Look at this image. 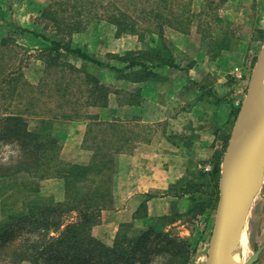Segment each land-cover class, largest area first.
<instances>
[{
	"label": "rangeland",
	"instance_id": "374dc122",
	"mask_svg": "<svg viewBox=\"0 0 264 264\" xmlns=\"http://www.w3.org/2000/svg\"><path fill=\"white\" fill-rule=\"evenodd\" d=\"M227 2L228 0L222 5L213 3L208 6L204 0H3L6 18L0 16V80L6 73H11L10 78L13 81L0 84V92L5 90L8 94L5 102L0 99L3 103L0 106V115L8 114L12 109L21 112L32 130L40 126L39 121L42 118L46 119L51 134L59 141V158L63 160L60 156L62 146L68 144V152L64 154L73 157L75 161H63L88 164L92 154V150L86 148L85 144L86 132L92 125L89 118L97 116L101 121L117 119L124 125L128 121L137 122L136 126L131 124L134 131L142 127L144 133H147L150 127L139 125V122L142 115H155L151 113L154 110L152 101L154 106L163 102L165 93L162 90L167 89L163 86L182 82L185 75L182 71L187 70L196 61H203L212 68L226 49L233 48V34L238 37L247 35L248 28H244L246 24L243 21H246V17H251V12L242 10L251 6L242 3L244 7L239 11L237 20L230 22L225 18L224 9L227 8ZM72 6L81 12L84 26L79 32L72 30L73 22L78 21L75 17L77 12L72 11ZM156 10L161 20H157ZM121 14L127 18H118ZM114 16L117 17V22H112L111 18ZM164 17L172 22V27L166 25V21L162 19ZM132 23H136L139 32L128 31L127 26ZM255 30L251 36L258 38V29ZM35 34L50 41H61L71 49H78L100 62L102 66L88 63L63 51L56 56L55 52L50 50V43ZM259 40V44H256L253 53L251 52V64L242 96L231 106L228 126L221 136L222 156L227 144H224V141L227 135L229 137L244 99L264 34ZM163 47L168 53L162 52ZM157 50L162 52V56L179 65V70L166 69L169 67L156 69L153 71L156 77L141 82L139 68H125L136 57L151 63V59L157 57ZM154 61L158 62L156 59ZM108 67L123 71L115 72ZM165 71H179V76ZM236 71L237 69L234 70ZM157 85L162 88L157 89ZM156 89L161 94L159 101L155 100ZM103 97L106 98L107 106L100 108L97 105L103 103ZM91 99L96 100V106H86V102ZM6 106L10 108L4 111ZM65 116L72 118L67 119ZM106 116H111L112 119L105 120ZM91 136L93 137V133ZM16 157L15 146L0 144L1 163L8 164L16 160ZM207 166H210V172L213 163L212 166ZM218 179L219 174L216 180L209 174L207 183H203V186L202 183H192L198 185L196 192L193 196L188 191L184 193H189V197L187 196L184 204L181 203L180 211L178 208L172 214L148 220L142 230L135 231L134 226L129 225L125 229L121 227L118 232L137 236L140 232L153 228L156 232L168 233L173 241L186 249L185 257L188 260L182 264H205V219H210V215L215 211ZM19 183L24 182L19 180ZM59 184V191L63 192L64 200V186ZM52 185H42L41 191L39 184L41 198H53L56 201L54 195H48ZM53 187L55 190L56 184ZM187 187L188 183H180L183 192L188 190ZM27 192L21 187L19 190H13L12 182L8 180L0 181V219L6 217L9 208L21 209V198ZM263 194L264 188L253 201L245 222L249 243L244 250V263L263 241L259 233L260 224L264 220ZM210 200L213 201L212 209ZM4 205L6 209H2ZM106 210L101 211L100 221L102 213ZM66 221H75V214H71ZM164 243L167 241L161 236L153 242L158 247ZM179 258L184 261L181 254L175 257ZM165 261L166 256L158 252L154 254L151 264H163Z\"/></svg>",
	"mask_w": 264,
	"mask_h": 264
},
{
	"label": "trees",
	"instance_id": "16d2710c",
	"mask_svg": "<svg viewBox=\"0 0 264 264\" xmlns=\"http://www.w3.org/2000/svg\"><path fill=\"white\" fill-rule=\"evenodd\" d=\"M208 6L213 3L222 5L227 0H204ZM165 4V2H164ZM72 11L77 8L72 6ZM153 10L150 11L152 13ZM157 11V10H156ZM78 21L73 22V31L83 29L81 12L76 11ZM89 13V10H88ZM157 20L161 17L155 14ZM118 18H127L121 14ZM166 25L172 27V22L166 17L162 18ZM117 22V17L111 18ZM138 27H140L138 25ZM130 32H139L136 23L127 26ZM141 32V31H140ZM50 43V50L56 56L60 51L71 54L88 63L102 66V64L78 50L71 49L61 41H50L42 35H37ZM151 63L136 57L125 68H139V81L156 77L153 73L156 69L165 67L178 69L172 59L162 56L168 53L158 50ZM4 64H1V66ZM115 72L122 69L108 67ZM11 73H6L0 80V84L12 83ZM6 89V88H5ZM13 94V92L11 93ZM8 94L5 90L0 92V99L5 102ZM106 98L103 103L97 105L100 108L107 106ZM69 101V100H68ZM70 102V101H69ZM96 100L86 102V106H96ZM3 103L0 102V106ZM10 106L3 108L7 111ZM65 118H72L65 116ZM91 126L86 132V148L92 150L88 164H73L59 158L60 144L58 139L51 134L49 122L46 119L39 121L40 126L29 129L28 122L21 112H12L0 115V144L16 147L17 157L10 163L0 162V181L12 182L13 190L28 191L21 198V209H8L4 219H0V264H151L154 254L162 252L166 256L163 264H182L185 260V247H181L173 241L168 233L155 229H146L137 236L118 232L113 244L105 246L92 235V229L100 223L102 210L111 207L112 204V175L113 156L124 152L131 145L129 130L120 121H101L97 116L89 118ZM93 133V137L91 134ZM228 135L226 137L227 142ZM223 152V151H222ZM220 151L213 159L211 177L218 178L219 164L222 156ZM58 179L64 186L63 202H56L53 198L44 200L40 196L39 182L45 179ZM22 180L24 183H19ZM28 182V183H27ZM203 186V183L201 184ZM199 185V186H201ZM192 187V189H191ZM198 185L188 184L186 191L195 194ZM189 194V193H188ZM207 204L204 206L206 207ZM4 205L2 209H6ZM213 201L210 200V209ZM75 214V221L67 222V218ZM129 225H122V229ZM162 237L167 243L160 247L153 244L157 237ZM181 254L184 261L175 259ZM187 254V253H186ZM184 255V256H183Z\"/></svg>",
	"mask_w": 264,
	"mask_h": 264
},
{
	"label": "crops",
	"instance_id": "0c3cea01",
	"mask_svg": "<svg viewBox=\"0 0 264 264\" xmlns=\"http://www.w3.org/2000/svg\"><path fill=\"white\" fill-rule=\"evenodd\" d=\"M242 3L251 8L244 7ZM3 6V0H0V16L5 19ZM226 7L225 18L230 22L237 20L242 7V12H251V17L243 21L246 24L244 28H248L247 35L238 37L233 34V48L226 49L219 56L216 66L210 68L205 62L196 61L187 70H180L185 74L182 82L163 86L167 88L161 89L165 93L163 102L154 106L152 101L154 110L151 113L155 115H142L139 122V125L150 127L147 133L140 126L138 131H134L131 124L136 126L137 122H127L131 145L113 156L112 204L102 213L100 223L92 229V235L105 245L113 244L122 225H132L135 231L142 230L148 220L172 214L178 208L180 211L181 203L184 204L189 197L180 188V183H207L206 178L211 173L205 167L209 164L212 166L214 156L220 152L221 136L228 126L230 108L242 96L251 64V52L264 34V0H228ZM255 28L258 29V38L251 36ZM165 72L179 76V71ZM159 86H156L157 89ZM157 89L155 100L159 101L161 94ZM111 119V116H106L105 120ZM61 151L63 160L75 161L64 154L68 152V144H64ZM39 183L41 191L42 185L53 184L48 195H54L56 201L63 200V192L59 191L61 180L51 178ZM263 188L262 181L256 197L263 192ZM205 220L204 262L214 214ZM259 233L263 237L260 244L263 248L258 262L254 264H264V220ZM247 237L244 225L240 241L243 263L244 250L249 243Z\"/></svg>",
	"mask_w": 264,
	"mask_h": 264
},
{
	"label": "water",
	"instance_id": "95a60500",
	"mask_svg": "<svg viewBox=\"0 0 264 264\" xmlns=\"http://www.w3.org/2000/svg\"><path fill=\"white\" fill-rule=\"evenodd\" d=\"M263 177L264 41L221 159L218 198L205 264H237L233 253L238 249L243 227ZM249 191L251 193L248 194ZM242 198L240 211L235 213L234 202ZM262 248L263 245L244 264L256 263Z\"/></svg>",
	"mask_w": 264,
	"mask_h": 264
},
{
	"label": "bare ground",
	"instance_id": "6f19581e",
	"mask_svg": "<svg viewBox=\"0 0 264 264\" xmlns=\"http://www.w3.org/2000/svg\"><path fill=\"white\" fill-rule=\"evenodd\" d=\"M257 95L260 94V92H256ZM262 93V92H261ZM251 193V191L248 192V194ZM246 197V196H245ZM244 197V198H245ZM242 201H243V198L239 201V200H236L234 202V212L235 213H238L240 211V208L242 206ZM240 241H241V238H240ZM240 241H239V244H238V249L236 251H234L233 253V258L235 260V262L237 264H244L243 263V259H242V254H241V247H240Z\"/></svg>",
	"mask_w": 264,
	"mask_h": 264
},
{
	"label": "built area",
	"instance_id": "2783aa9c",
	"mask_svg": "<svg viewBox=\"0 0 264 264\" xmlns=\"http://www.w3.org/2000/svg\"><path fill=\"white\" fill-rule=\"evenodd\" d=\"M205 170H206V171H209V170H210V166H206V167H205Z\"/></svg>",
	"mask_w": 264,
	"mask_h": 264
}]
</instances>
